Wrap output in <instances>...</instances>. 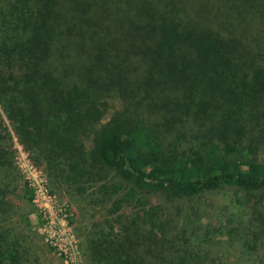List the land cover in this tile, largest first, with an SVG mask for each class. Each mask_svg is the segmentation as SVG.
Returning a JSON list of instances; mask_svg holds the SVG:
<instances>
[{"label":"trees","instance_id":"obj_1","mask_svg":"<svg viewBox=\"0 0 264 264\" xmlns=\"http://www.w3.org/2000/svg\"><path fill=\"white\" fill-rule=\"evenodd\" d=\"M0 108L103 211L89 264H264V0H0ZM19 183L0 141V264H25Z\"/></svg>","mask_w":264,"mask_h":264},{"label":"rangeland","instance_id":"obj_2","mask_svg":"<svg viewBox=\"0 0 264 264\" xmlns=\"http://www.w3.org/2000/svg\"><path fill=\"white\" fill-rule=\"evenodd\" d=\"M124 102L119 96L109 99V119L113 114H121L124 110ZM105 119V118H104ZM16 137L12 131V127L0 108V141L10 147L14 152V164L18 169L19 186L15 190L17 208L11 212L10 224L13 225L22 245L23 259L25 264H89V258L86 253V236L92 227L93 214L99 215L103 211L99 206H94L79 195H74L64 185H58L52 177H49L45 171L32 174L28 171L30 164L25 160L27 153L22 146V150L18 148L19 142L15 141ZM31 169V168H30ZM32 170V169H31ZM41 173V174H40ZM31 178L32 186H27L28 179ZM118 182V180L115 179ZM47 183V184H46ZM114 184V182L112 181ZM27 186V189L25 187ZM47 186L52 193V199L55 209L48 217H53L55 224L47 220L41 214L38 206L33 201L25 198L28 193L36 198L37 191L41 186ZM32 187V188H31ZM230 190L214 192L207 194L201 198L200 204L203 209H207L210 213L215 211V205L226 200V194ZM197 199L192 203L186 202L187 207L196 204ZM178 204V202H176ZM204 221H206L204 219ZM63 224V225H62ZM54 232L66 234L62 235L63 249L68 248L67 257L64 253L56 249L52 244L50 234ZM65 245V246H64ZM62 254H61V253ZM223 252V251H222ZM229 259L236 261L238 253L236 248H230L228 254ZM248 264V263H247Z\"/></svg>","mask_w":264,"mask_h":264},{"label":"built area","instance_id":"obj_3","mask_svg":"<svg viewBox=\"0 0 264 264\" xmlns=\"http://www.w3.org/2000/svg\"><path fill=\"white\" fill-rule=\"evenodd\" d=\"M15 138V141L17 142V138ZM20 144V143H19ZM18 148L20 150H22V145L20 144V146H18ZM24 148V147H23ZM26 152V150H25ZM27 153V152H26ZM27 158H25L26 162L28 164H30V168L32 169H28V171L32 174L33 173H36L37 170L39 169L38 167L35 166V164L32 163V161L30 160L29 158V154L27 153ZM37 169V170H36ZM42 171V170H41ZM40 169H39V172H41ZM42 173V172H41ZM40 173V174H41ZM47 184V183H46ZM27 185L29 186H32L33 183L31 181V178L28 179V182H27ZM32 188V187H31ZM36 198H34L33 196V199L32 201L38 206L41 214L43 215V217L47 220H50L52 221V223L55 224V221L53 220V217H48V214L49 213H52V211L55 209L54 207V202H53V199L54 197L52 196V193L49 191L48 187L45 185V186H41L39 188V190L37 191V194H36ZM53 197V199H52ZM55 200V199H54ZM63 225V224H62ZM65 235L66 233L63 232V233H57V232H54L53 234H50V238H52V244L54 247H56V249H58L59 251H61L62 253H64L67 257V254H68V248H65L63 249V238H62V235ZM65 246V245H64ZM60 252V253H61ZM61 253V254H62Z\"/></svg>","mask_w":264,"mask_h":264}]
</instances>
